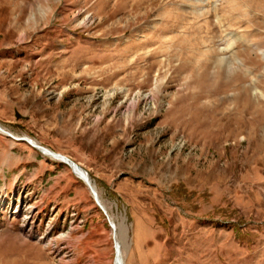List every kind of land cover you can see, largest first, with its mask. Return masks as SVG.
Instances as JSON below:
<instances>
[{
    "label": "rangeland",
    "instance_id": "rangeland-1",
    "mask_svg": "<svg viewBox=\"0 0 264 264\" xmlns=\"http://www.w3.org/2000/svg\"><path fill=\"white\" fill-rule=\"evenodd\" d=\"M0 264H264V0H0ZM117 264V262H116Z\"/></svg>",
    "mask_w": 264,
    "mask_h": 264
},
{
    "label": "water",
    "instance_id": "water-1",
    "mask_svg": "<svg viewBox=\"0 0 264 264\" xmlns=\"http://www.w3.org/2000/svg\"><path fill=\"white\" fill-rule=\"evenodd\" d=\"M0 132L7 135L8 137H11L14 140H18V141H25L27 142L29 145H31L33 148L37 149L38 151H40L41 153H45L47 155H51L53 157H58L60 158L65 164H67L72 170L73 172H76L80 178H82V180L84 181L85 185L87 186V188L89 189L91 196L95 202V204L99 207V209L102 211V213L105 215V217L108 219V224L109 226L115 230V226L114 224L111 222V220L109 219V216L107 214V211L105 209V206L103 205V203L101 202V200L99 199V196L95 190V187L91 185V181L89 179L88 173L85 169H83L79 164H77L76 162H74L72 159H70L69 157H67L66 155H63L61 153H57L54 152L40 144H38L35 141H32L31 139L27 138V137H17L15 135H13L11 132L4 130L3 127L0 125ZM119 257V251L115 245V256H114V264H116V260H118Z\"/></svg>",
    "mask_w": 264,
    "mask_h": 264
},
{
    "label": "bare ground",
    "instance_id": "bare-ground-1",
    "mask_svg": "<svg viewBox=\"0 0 264 264\" xmlns=\"http://www.w3.org/2000/svg\"><path fill=\"white\" fill-rule=\"evenodd\" d=\"M4 129V128H3ZM5 130V129H4ZM30 139V138H29ZM33 141V140H32ZM42 154H44V155H46V156H49V157H52V158H54V159H57V160H59V161H61V162H63L60 158H58V157H53V156H51V155H47V154H45V153H42ZM64 163V162H63ZM67 165V164H66ZM68 166V165H67ZM69 167V166H68ZM70 168V167H69ZM71 169V168H70ZM71 171L73 172V170L71 169ZM74 174H75V176L76 177H78L79 179H81L82 180V178H80L79 177V175L76 173V172H73ZM83 181V180H82ZM84 182V181H83ZM92 185V184H91ZM93 186V185H92ZM116 247H117V249H118V251H119V257H118V260H116V262H117V264H122V262H123V256H122V249H121V246L120 245H117L116 244Z\"/></svg>",
    "mask_w": 264,
    "mask_h": 264
}]
</instances>
